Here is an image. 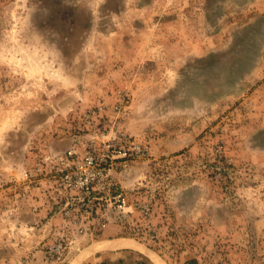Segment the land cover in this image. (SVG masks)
Here are the masks:
<instances>
[{"label":"rangeland","instance_id":"rangeland-1","mask_svg":"<svg viewBox=\"0 0 264 264\" xmlns=\"http://www.w3.org/2000/svg\"><path fill=\"white\" fill-rule=\"evenodd\" d=\"M113 136L127 202L77 232L38 168ZM151 255L264 264V0H0V264Z\"/></svg>","mask_w":264,"mask_h":264},{"label":"built area","instance_id":"built-area-1","mask_svg":"<svg viewBox=\"0 0 264 264\" xmlns=\"http://www.w3.org/2000/svg\"><path fill=\"white\" fill-rule=\"evenodd\" d=\"M139 150V144L129 143L124 136L104 140L102 148L87 144L83 150L77 151L70 147L48 171L42 172L38 168L43 174L40 185L47 204L60 214L63 221L71 220L77 232L95 218L98 213L96 204L100 202L124 209L127 197L117 192L113 175L117 167L130 165ZM24 173L28 175V172ZM105 218L97 217L99 226L105 224Z\"/></svg>","mask_w":264,"mask_h":264},{"label":"bare ground","instance_id":"bare-ground-1","mask_svg":"<svg viewBox=\"0 0 264 264\" xmlns=\"http://www.w3.org/2000/svg\"><path fill=\"white\" fill-rule=\"evenodd\" d=\"M112 245L114 244V245H117V247H132V248H135V249H138V250H140V248H138V246H136V245H134L133 243H131V242H129L127 239H119V240H115L113 243H111ZM110 244V245H111ZM111 247H113V246H111ZM150 260H153V261H155L156 262V264H160L159 262H158V260L153 256V255H151V256H149L148 257Z\"/></svg>","mask_w":264,"mask_h":264},{"label":"trees","instance_id":"trees-1","mask_svg":"<svg viewBox=\"0 0 264 264\" xmlns=\"http://www.w3.org/2000/svg\"><path fill=\"white\" fill-rule=\"evenodd\" d=\"M121 262H122V261H121V260H119V261H118V264H120Z\"/></svg>","mask_w":264,"mask_h":264}]
</instances>
